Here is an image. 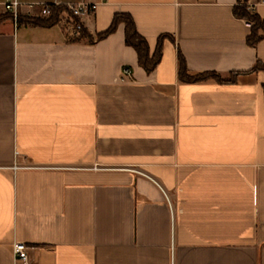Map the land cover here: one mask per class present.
<instances>
[{
    "label": "crops",
    "instance_id": "obj_1",
    "mask_svg": "<svg viewBox=\"0 0 264 264\" xmlns=\"http://www.w3.org/2000/svg\"><path fill=\"white\" fill-rule=\"evenodd\" d=\"M20 1L38 16L95 0ZM242 1L264 17V0ZM237 4L107 0L76 41L67 12L0 20V264H264V40L247 44ZM115 14L151 53L167 36L153 71L123 23L88 41ZM178 54L235 80L181 81Z\"/></svg>",
    "mask_w": 264,
    "mask_h": 264
},
{
    "label": "trees",
    "instance_id": "obj_2",
    "mask_svg": "<svg viewBox=\"0 0 264 264\" xmlns=\"http://www.w3.org/2000/svg\"><path fill=\"white\" fill-rule=\"evenodd\" d=\"M64 12L69 13L65 6L54 5L51 7V12L47 16L20 15L17 19V23L23 25L49 27L57 24ZM233 13L237 18L244 19L250 23V32L246 37L248 45L255 47L261 40H264V17H260L257 13L249 11L242 0H238V4L233 8ZM6 15L8 14L0 15V20H2ZM73 21L77 22L78 19L73 18ZM119 23L124 24L125 43L136 51L139 66H141L146 72L153 71L160 62L162 56V40L167 36L161 35L158 38L156 48L151 53L148 41L145 37L139 34L134 20L128 14H115L108 28L100 33H97L94 37L89 38L88 41L93 43L108 36L116 30ZM87 36L89 35L85 32V30L81 29L80 33L72 40L76 41L81 37ZM258 68H262L259 62L255 64L254 69ZM236 75L237 73H232L229 78H223L218 73L212 71L192 75L187 70L184 57L181 54H178V76L181 81L195 83L212 79L217 83H231L234 82Z\"/></svg>",
    "mask_w": 264,
    "mask_h": 264
},
{
    "label": "built area",
    "instance_id": "obj_3",
    "mask_svg": "<svg viewBox=\"0 0 264 264\" xmlns=\"http://www.w3.org/2000/svg\"><path fill=\"white\" fill-rule=\"evenodd\" d=\"M107 0H95V1H81V2H70L64 6L69 11L72 18L78 19L77 22H72V35L77 36L82 27L81 19L90 13L94 12L96 8ZM26 7L22 12V7ZM54 6L50 3H42L39 8V15L47 16L51 12V7ZM33 3H26L20 0H0V15L9 14L14 22H17V19L20 15L33 16L32 9ZM249 11H253L251 7H247ZM122 75L129 76L130 69L124 68L122 70ZM27 246L24 243H15L13 245V254L14 257H18L23 262L28 263V254Z\"/></svg>",
    "mask_w": 264,
    "mask_h": 264
}]
</instances>
